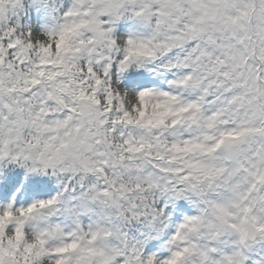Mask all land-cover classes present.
Listing matches in <instances>:
<instances>
[{
    "label": "clouds",
    "instance_id": "clouds-1",
    "mask_svg": "<svg viewBox=\"0 0 264 264\" xmlns=\"http://www.w3.org/2000/svg\"><path fill=\"white\" fill-rule=\"evenodd\" d=\"M0 264H264V0H0Z\"/></svg>",
    "mask_w": 264,
    "mask_h": 264
}]
</instances>
